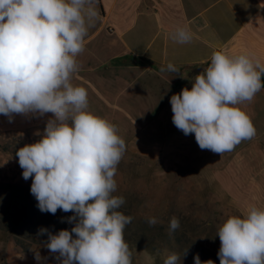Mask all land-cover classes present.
Here are the masks:
<instances>
[{"label": "clouds", "instance_id": "clouds-1", "mask_svg": "<svg viewBox=\"0 0 264 264\" xmlns=\"http://www.w3.org/2000/svg\"><path fill=\"white\" fill-rule=\"evenodd\" d=\"M96 2L0 0V114L10 122L13 114H54L42 139L19 148L16 155L23 178H32L30 191L39 210L73 213L67 217L75 225L71 231L48 234L46 246L63 258L60 264H132L124 230L133 217L117 211L125 199L112 195L125 141L115 125L87 110V90L71 82L88 28L99 18ZM170 36L180 44L192 40L187 26H173ZM160 71L179 73L171 63ZM262 74L264 65L248 53L214 52L191 90L171 96L173 124L186 136L194 133L201 150L222 157L256 134L238 105L252 101L264 88ZM147 223L155 226L159 221L150 217ZM179 228L173 216L169 234ZM217 236L220 264H264V210L253 206L244 218L226 219ZM35 259L41 260L39 253ZM180 259L172 253L164 264ZM194 264L214 262H202L196 254Z\"/></svg>", "mask_w": 264, "mask_h": 264}, {"label": "rangeland", "instance_id": "rangeland-1", "mask_svg": "<svg viewBox=\"0 0 264 264\" xmlns=\"http://www.w3.org/2000/svg\"><path fill=\"white\" fill-rule=\"evenodd\" d=\"M208 66L210 63L192 72H203ZM131 74L139 77L137 70ZM146 82L143 77L138 85L145 87ZM157 83L153 88L168 95L176 94L184 85L178 82L171 87L160 81ZM260 97L264 106V94L260 93ZM110 98L112 101L103 104L92 103L88 93L87 110L115 125L117 134L125 141L126 150L114 176L117 188L112 195L124 197L125 203L120 208L131 210L134 216L124 230L132 264H164L172 253L181 258L177 264H194L196 254L202 262L212 260L220 264L217 231L222 223L232 216L244 218L253 206L264 210V136L261 137V150L250 145L227 152V160L203 159L199 163L213 165H194L192 163L198 161L195 151L200 150L202 156L204 150L207 156L212 152L199 148L194 133L184 135L172 119L161 120L158 125L154 120L147 127L151 120L134 117L135 112L132 117H125L117 111L120 104L115 98H121L118 89ZM166 98L167 95L162 97L163 101ZM138 103L133 104L134 108ZM48 115L46 113L45 117ZM48 117L30 128L0 130V264L12 261L16 264L18 255L32 249L40 255L48 243V234L62 229L71 231L75 226L67 222L72 212L58 209L53 215L39 210L38 201L30 191L32 178H23L16 155L19 148L42 139L47 121L54 118V114ZM258 121L256 126L264 131V118ZM157 131L167 134L164 143L159 142L161 135L157 136ZM28 200L35 204L29 217L15 227L9 226L8 210ZM173 216L179 219L180 228L170 235L168 226ZM150 217H156L159 223L149 226L147 219ZM145 227L152 232L145 233ZM42 228L47 232L42 234ZM23 245L31 247L24 250ZM186 250L187 255L183 256Z\"/></svg>", "mask_w": 264, "mask_h": 264}, {"label": "crops", "instance_id": "crops-1", "mask_svg": "<svg viewBox=\"0 0 264 264\" xmlns=\"http://www.w3.org/2000/svg\"><path fill=\"white\" fill-rule=\"evenodd\" d=\"M96 7L99 18L88 28L84 50L76 58L79 67L71 82L84 87L92 103L112 101L110 97L118 89L121 98H115L120 104L117 111L125 117L135 112L134 117L151 120L147 127L154 120L158 125L161 120L173 116L172 95L154 89L157 82L171 87L182 82V89L191 90L195 76L203 73L192 70L211 63L212 55L217 51L230 55L248 53L264 65V0H98ZM175 25L190 29L192 40L189 43L180 44L171 38L170 29ZM169 63L175 65L179 73L160 71ZM136 70L139 77L131 74ZM143 77L147 80L145 87L138 85ZM260 93L264 94V88L252 101L238 105L251 118L256 134L243 140L234 148L236 150L250 145L258 150L263 147L261 137L264 131L256 126L258 120L264 118ZM165 95L167 98L163 101ZM137 102L139 106L134 108L133 104ZM45 114H13L11 122L0 114V130L33 127L49 118L50 113L47 117ZM170 134L173 135L174 131ZM156 135H161L159 142L166 141L164 136L167 134L163 131H157ZM208 156L205 150L203 156L200 150L195 151L198 161L192 164L213 165L199 163L203 159L227 160V152L222 157L213 152ZM36 253L32 249L18 255L16 264H60L63 259H58L59 254L50 252L47 246L40 252V261L35 259Z\"/></svg>", "mask_w": 264, "mask_h": 264}, {"label": "trees", "instance_id": "trees-1", "mask_svg": "<svg viewBox=\"0 0 264 264\" xmlns=\"http://www.w3.org/2000/svg\"><path fill=\"white\" fill-rule=\"evenodd\" d=\"M34 205L35 204H34L33 200H31V201L28 200V201L23 202L20 205L16 204L13 208L11 207V209H9L8 213H7V220H8L9 226L15 227L16 225H18L23 220H26L29 217L30 212L33 210ZM117 211H120L121 213H123L126 216H131L134 218L131 210H123V209L119 208V209H117ZM143 231L147 234L148 233L150 234L152 232V229L145 227V228H143ZM73 236H75V234H73ZM21 247L24 250H27L31 246H24L23 245Z\"/></svg>", "mask_w": 264, "mask_h": 264}, {"label": "water", "instance_id": "water-1", "mask_svg": "<svg viewBox=\"0 0 264 264\" xmlns=\"http://www.w3.org/2000/svg\"><path fill=\"white\" fill-rule=\"evenodd\" d=\"M261 80H262V82H264V74H262Z\"/></svg>", "mask_w": 264, "mask_h": 264}, {"label": "built area", "instance_id": "built-area-1", "mask_svg": "<svg viewBox=\"0 0 264 264\" xmlns=\"http://www.w3.org/2000/svg\"><path fill=\"white\" fill-rule=\"evenodd\" d=\"M98 1V0H97Z\"/></svg>", "mask_w": 264, "mask_h": 264}]
</instances>
